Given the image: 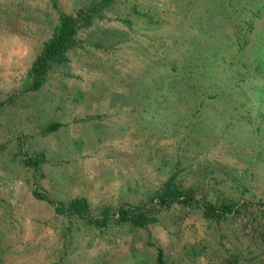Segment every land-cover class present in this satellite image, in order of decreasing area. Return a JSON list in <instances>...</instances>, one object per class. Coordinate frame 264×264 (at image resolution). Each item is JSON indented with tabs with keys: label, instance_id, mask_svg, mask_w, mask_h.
<instances>
[{
	"label": "rangeland",
	"instance_id": "374dc122",
	"mask_svg": "<svg viewBox=\"0 0 264 264\" xmlns=\"http://www.w3.org/2000/svg\"><path fill=\"white\" fill-rule=\"evenodd\" d=\"M90 1L0 0V264H154L157 246L166 264H264V0H110L32 87L58 11ZM181 63L196 85L160 81L141 109L134 82ZM168 177L194 200L153 203ZM72 197L151 219L94 226ZM223 199L247 209L202 215Z\"/></svg>",
	"mask_w": 264,
	"mask_h": 264
},
{
	"label": "trees",
	"instance_id": "16d2710c",
	"mask_svg": "<svg viewBox=\"0 0 264 264\" xmlns=\"http://www.w3.org/2000/svg\"><path fill=\"white\" fill-rule=\"evenodd\" d=\"M109 1L110 0H91L88 6H78L75 8L73 13H65L61 10L58 11L57 23L54 25L49 37L43 40L42 48L35 55L30 64L29 73L31 75L32 87L38 86L42 79V75L46 71L51 61L62 60L64 58L65 50L78 41L75 35L77 30L82 26H88L91 23L92 18L98 15L97 11L106 6ZM148 66L149 64L147 67ZM146 73L147 72L143 73V76L134 82L135 88L133 94L135 97H137L139 104H143L144 102L147 103L150 92L158 91V88H160L159 84H161L159 83L160 81L165 80L168 82V84L171 82L174 84V93H178V84L180 82H184L185 80L192 85H196V82L193 79H197L200 74L198 72L193 74L192 70L187 68L184 63H181L179 67L169 65L165 66L163 70L158 71L157 69L156 72L154 71V75ZM153 81L154 85L152 86ZM165 81L163 82L166 83ZM141 104L140 106L142 109L143 105ZM58 124L59 122L57 121L50 122L45 126V130H51L57 127ZM28 161H32L31 163L34 164L36 158L30 155L28 156ZM25 162H27V160H25ZM171 178L172 177H168L164 181L163 187L159 191L155 192L154 201H152L153 203L158 204V206H162L167 205L174 199L181 202H190L194 200L191 193H186L179 190V187L173 183ZM34 195L40 198H45L44 195L39 191H34ZM199 205L202 208L201 212L204 217L208 219L213 218L214 220L219 221L227 217L235 216L238 213L242 215V211L245 212L247 209L248 200L242 199L239 201L223 199L218 202H211L210 200H207L201 204L199 203ZM67 207L70 211L75 212L80 217L85 218L88 223L98 227L103 226L108 218L112 216L117 221H129L132 224L138 226L145 225L151 219L149 218L147 212H144V210H142L136 204L119 205L113 212H109L107 209H102L98 216H92L88 213L87 202L83 197L70 198L67 201ZM57 209L61 210L58 207ZM259 211L261 212L264 210L262 209ZM254 214V210L248 211L245 217L246 220L247 217L248 219H250V217L254 219ZM257 241V243H259V245H257L258 248L262 247L261 249H263L262 251L264 252V226L259 231V233H257ZM228 262L229 264L232 263L230 260H228ZM154 264H166L163 258L162 249L159 246L155 248Z\"/></svg>",
	"mask_w": 264,
	"mask_h": 264
}]
</instances>
